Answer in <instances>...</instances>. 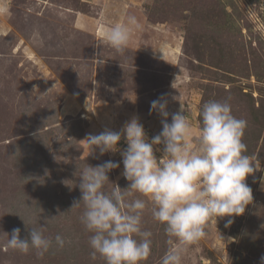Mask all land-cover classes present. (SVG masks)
Wrapping results in <instances>:
<instances>
[{"label": "rangeland", "instance_id": "rangeland-1", "mask_svg": "<svg viewBox=\"0 0 264 264\" xmlns=\"http://www.w3.org/2000/svg\"><path fill=\"white\" fill-rule=\"evenodd\" d=\"M0 6V264H46L65 253L66 264H105L90 256L91 233L79 219L83 204L70 209L81 197L83 167L115 159L112 152L90 153L85 139L105 129L119 132L136 117L150 140L162 131L163 118L150 111L162 96L169 123L182 108L194 150L203 105L227 100L233 115L247 121L245 154L260 165L246 177L253 201L245 213L229 227V217L210 221L182 264H261L264 0H0ZM79 14L92 23L105 15L111 26L134 16L138 26H130L126 52L95 36L90 30L97 26L76 27ZM157 147L163 154V145L154 153ZM123 171L120 165L108 173L122 189L130 183ZM142 226L153 234L143 264H161L168 236L150 201ZM14 228L21 239L40 229L60 255L7 248L4 233L11 238ZM58 235L70 243L59 248Z\"/></svg>", "mask_w": 264, "mask_h": 264}, {"label": "clouds", "instance_id": "clouds-1", "mask_svg": "<svg viewBox=\"0 0 264 264\" xmlns=\"http://www.w3.org/2000/svg\"><path fill=\"white\" fill-rule=\"evenodd\" d=\"M130 26H138L134 16L104 33L118 54L123 55L128 48ZM167 103L163 96L151 102L150 111L158 112L163 119L162 131L150 140L136 117L119 132L105 129L85 139L90 153L98 149L104 155L120 151L118 144L123 135L127 147L120 153L122 175L130 182L122 189L109 181L108 173L120 167L111 160L95 167L87 164L80 172L81 197L73 201L70 210L83 204L79 219L91 233L88 243L93 260L99 255L105 264H143L149 258L153 234L142 226L149 201L152 217L164 226L168 236L169 247L161 264H182L187 249L207 235L210 221L217 223L218 218L229 217L225 223L229 227L232 218L243 215L253 201L252 189L245 181L260 165L245 154L247 121L233 115L227 100L205 103L194 150L189 143L191 124L182 108L171 114L169 123ZM156 145H163L159 159L154 153ZM133 193L139 196L129 199ZM4 234L8 237L6 247L23 254L35 250L42 257L52 246L38 228H32L24 239L20 238L19 228L12 230L11 238ZM55 242L59 248L70 243L59 235ZM260 261L264 264V256Z\"/></svg>", "mask_w": 264, "mask_h": 264}, {"label": "crops", "instance_id": "crops-1", "mask_svg": "<svg viewBox=\"0 0 264 264\" xmlns=\"http://www.w3.org/2000/svg\"><path fill=\"white\" fill-rule=\"evenodd\" d=\"M0 11H1V13L5 12V9L0 6ZM83 17H85V16H83L82 14H79V16L76 19V27H78L79 29L85 30L87 27L94 28L93 26L95 25V26H97V28H94V30L91 29L90 31H92V33H94L95 36H97V37L104 39V37H105L104 33L107 32L112 27L111 24L110 25L107 24L108 19L105 15L101 19L99 18V19H96V21L94 20L93 21L94 23L86 20ZM95 22H97V23H95ZM119 24H124V22H120ZM122 140L123 141L126 140L124 136L121 138V141Z\"/></svg>", "mask_w": 264, "mask_h": 264}, {"label": "trees", "instance_id": "trees-1", "mask_svg": "<svg viewBox=\"0 0 264 264\" xmlns=\"http://www.w3.org/2000/svg\"><path fill=\"white\" fill-rule=\"evenodd\" d=\"M254 104V103H253ZM254 107V106H253ZM253 108H251V113L255 115L256 113V110H252ZM5 138V136H3V138H1V140H3ZM1 142V141H0ZM115 162L119 163L117 160H115ZM120 164V163H119ZM121 165V164H120ZM24 222V220H23ZM25 235V234H24ZM51 255L52 257L54 256H58L60 255V253H58L59 251H57V247L53 244L51 246ZM47 254V253H46ZM66 256H67V253L63 254L60 258H54L53 260H50L47 258V260H45L44 262H46V264H66L67 262L65 261L66 259ZM42 264V262H40ZM45 264V263H43Z\"/></svg>", "mask_w": 264, "mask_h": 264}, {"label": "built area", "instance_id": "built-area-1", "mask_svg": "<svg viewBox=\"0 0 264 264\" xmlns=\"http://www.w3.org/2000/svg\"><path fill=\"white\" fill-rule=\"evenodd\" d=\"M118 147H119L120 151L113 153L114 155L111 154V156H113L114 159L117 160V161L123 166V163H122V156H121L120 153H121L122 151H124V150L126 149V147H127L126 140H125L123 143L119 144ZM157 149H159V150H157V153H158V154H155V155H156V157L159 159L163 154H162V152L160 151V147H157ZM155 151H156V150H155Z\"/></svg>", "mask_w": 264, "mask_h": 264}]
</instances>
